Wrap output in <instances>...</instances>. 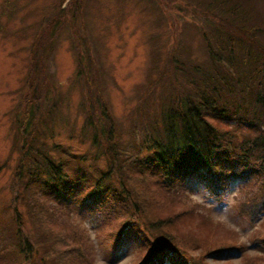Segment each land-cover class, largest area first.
<instances>
[{
  "label": "rangeland",
  "instance_id": "374dc122",
  "mask_svg": "<svg viewBox=\"0 0 264 264\" xmlns=\"http://www.w3.org/2000/svg\"><path fill=\"white\" fill-rule=\"evenodd\" d=\"M244 1L258 25L264 26V0ZM198 3L0 0V218L17 205L23 212V230L31 241L47 236L49 244L43 252L65 256L57 261L51 257L52 264H136L148 249L131 231L115 242L119 226L129 220L130 214L106 219L84 207L73 193L66 209L58 205L53 192L24 189L15 172L21 162V138L16 137L15 125L22 120V111L34 104L41 110L50 108L54 124L48 125L55 128V134L47 143L56 144L59 155L67 154L72 167L78 155L97 152L90 145L91 134L84 124L88 115L97 126H115L122 154L113 159L118 175L124 173L133 193L142 196L138 201L146 203V211L160 218L172 216L179 226H187L176 231L198 242L192 254L208 249L203 254L204 264H264V214L252 220L241 209L252 205L248 193L253 180L240 190L238 182L232 184L223 204L218 205L208 197L204 182L195 176L177 181L178 189L167 192L147 175L121 165L123 159L131 160L136 155L130 152L141 147L146 133L143 128L151 130L149 123L155 119L152 102H144L143 91L156 83L158 72L170 68L168 60L176 49L184 58L187 53L195 59L204 58L197 26L209 17L195 9ZM237 131L241 138L246 133L254 135L248 130ZM97 134L103 146L108 143L101 131ZM98 164L103 166L105 162L101 159ZM243 180L237 181L241 184ZM78 188L74 185L75 190ZM193 203L199 204L198 209L209 220L197 209L193 217H186L185 211L193 209ZM31 210L38 213L37 220L44 226L38 225ZM227 241L225 249L216 250V244ZM18 259L22 258L0 250V264H18Z\"/></svg>",
  "mask_w": 264,
  "mask_h": 264
},
{
  "label": "trees",
  "instance_id": "16d2710c",
  "mask_svg": "<svg viewBox=\"0 0 264 264\" xmlns=\"http://www.w3.org/2000/svg\"><path fill=\"white\" fill-rule=\"evenodd\" d=\"M198 2L195 9L209 17L197 26L204 58L195 59L189 53L184 58L176 49L168 60L170 68L158 72L156 83L143 91L144 102H152L155 119L149 123L151 130L143 128L146 133L141 147L130 152L136 154L134 159H123L121 165L147 175L148 180L167 192L178 189L177 181L195 176L204 182L208 197L219 203L232 184L238 182L240 190L253 180L254 186L248 193L252 205L241 209L257 220L264 214V26L258 25L244 0ZM182 45L186 48L183 42ZM38 107L28 105L20 115L22 120L15 125L16 137L21 138V162L15 172L19 173L24 189L53 192L58 205L66 209L70 208L69 197L77 195L84 207L106 219L130 214L129 220L119 226L114 240L120 242L130 231L144 240V249L148 250L136 264L205 263L203 254L208 249L192 254L198 242L176 231L187 226H179L172 216L160 218L146 211V203L138 201L142 196L133 193L124 173L118 175L113 159L122 154L115 126H97L88 115L84 124L91 134L90 145L97 152L78 155L72 167L67 154L59 155L56 144L48 145L47 140L55 134V128L48 125L53 123V115L50 108ZM102 112L107 113L104 108ZM238 129L254 135L246 133L241 138ZM97 130L107 138L104 146ZM101 159L103 166L98 164ZM242 178L240 184L237 180ZM74 185L79 188L75 190ZM193 204V209H186V217H193L197 209L209 220L198 209L199 204ZM31 212L38 222V213ZM22 219L23 212L17 205L11 206L9 215L0 218L1 251L22 258L18 264L25 260L27 264H52L51 257L55 261L65 257L43 252L49 244L47 236L31 241L23 230ZM38 225L42 227L44 223ZM227 243L216 244V250L222 251Z\"/></svg>",
  "mask_w": 264,
  "mask_h": 264
}]
</instances>
